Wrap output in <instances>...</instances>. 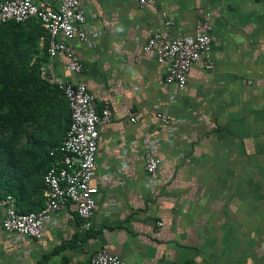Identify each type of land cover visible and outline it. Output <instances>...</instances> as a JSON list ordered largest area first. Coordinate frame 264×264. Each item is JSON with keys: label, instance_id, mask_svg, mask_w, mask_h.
I'll list each match as a JSON object with an SVG mask.
<instances>
[{"label": "crops", "instance_id": "1", "mask_svg": "<svg viewBox=\"0 0 264 264\" xmlns=\"http://www.w3.org/2000/svg\"><path fill=\"white\" fill-rule=\"evenodd\" d=\"M81 4L87 41L67 44L82 72L70 75L66 57L50 58L47 70L85 84L99 113L110 106L96 208L87 227L67 203L41 240L1 230L0 264H89L100 250L127 264H264V0ZM201 32L210 53L184 89L168 84L146 45L156 34ZM150 151L162 161L153 177Z\"/></svg>", "mask_w": 264, "mask_h": 264}, {"label": "built area", "instance_id": "2", "mask_svg": "<svg viewBox=\"0 0 264 264\" xmlns=\"http://www.w3.org/2000/svg\"><path fill=\"white\" fill-rule=\"evenodd\" d=\"M155 2L139 0L142 6ZM32 19L38 20L49 34L47 51L50 58L66 57V69L70 75L80 74L84 66L67 42L74 39L87 41V17L81 0H0V24L25 23ZM211 46L212 38L206 32L183 39L163 33L151 38L145 50L157 53L158 62L166 68V82L184 89L192 66L210 53ZM206 68L211 69V65L207 64ZM57 84L69 102L71 124L61 145L50 152L57 160L44 178L45 206L40 211L22 213L12 195L0 198V210L3 211L0 231L20 238L43 239L47 223L67 203L76 207L87 227L96 208L99 190L92 181L97 167L100 126L112 122L111 109L107 103L99 113L95 97L88 87L75 82L71 76L58 80ZM159 116L164 124H170L167 117ZM161 165L162 161L152 151L146 155L145 170L150 177L158 172ZM158 225L162 226V223ZM89 264L127 263L106 250H100L90 257Z\"/></svg>", "mask_w": 264, "mask_h": 264}, {"label": "trees", "instance_id": "3", "mask_svg": "<svg viewBox=\"0 0 264 264\" xmlns=\"http://www.w3.org/2000/svg\"><path fill=\"white\" fill-rule=\"evenodd\" d=\"M49 34L36 19L0 24V198L40 211L52 149L71 124L69 102L47 66ZM39 208V209H36Z\"/></svg>", "mask_w": 264, "mask_h": 264}]
</instances>
